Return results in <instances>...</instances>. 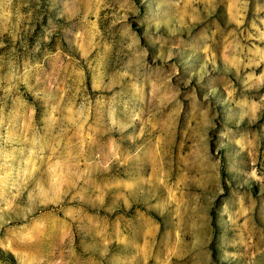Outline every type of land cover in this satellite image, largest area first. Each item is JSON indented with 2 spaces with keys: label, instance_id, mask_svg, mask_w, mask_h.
<instances>
[{
  "label": "rangeland",
  "instance_id": "obj_1",
  "mask_svg": "<svg viewBox=\"0 0 264 264\" xmlns=\"http://www.w3.org/2000/svg\"><path fill=\"white\" fill-rule=\"evenodd\" d=\"M0 264H264V0H0Z\"/></svg>",
  "mask_w": 264,
  "mask_h": 264
}]
</instances>
